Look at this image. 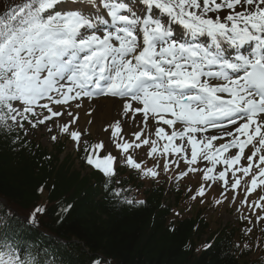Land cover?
Here are the masks:
<instances>
[{"label": "snow or ice", "instance_id": "6c2138e0", "mask_svg": "<svg viewBox=\"0 0 264 264\" xmlns=\"http://www.w3.org/2000/svg\"><path fill=\"white\" fill-rule=\"evenodd\" d=\"M63 2L25 0L10 15L0 17V125L10 128L12 121L23 128V121H28L36 127L64 114L51 105L110 94L124 98L125 115L131 112L134 118L140 113L147 121L151 114L156 121L155 136L168 141L162 152L183 153L181 159L188 171L199 170L192 167L199 154L202 161L211 164L205 166V181L221 179L228 186L231 171L232 189L249 175L251 186L245 181L248 194L264 185V0H139L143 7L140 14L130 6L133 0H101L98 7L106 10L111 27L100 12L55 10ZM91 2L95 4V0ZM160 12L165 15L161 17ZM172 24L182 26L190 39L175 35ZM200 37H208L210 45L197 42ZM245 45H251L247 54ZM228 48L234 55L227 54ZM133 102L141 106L133 107ZM37 108L49 115L41 119ZM67 114L73 116L72 112ZM77 118L73 116L62 125L61 132L78 147L82 133L70 131ZM160 121L172 128L170 134ZM225 121L233 131L225 130ZM178 122L180 129L176 128ZM110 127L118 137L122 131L119 121ZM209 129H217L219 134L204 136ZM131 135V140L117 143L122 153L150 143L149 157L159 151L157 141H150L143 130ZM225 136L232 139L213 145ZM177 139L180 144L175 143ZM85 144L86 162L104 175L114 176L116 158L111 153L99 155L103 142L91 145V151ZM232 148L237 152L225 157L223 154ZM257 156V171L253 172ZM242 159L244 165H240ZM125 162L142 169V163L132 155H127ZM170 163L179 166V161L166 160L165 170ZM218 164L223 170L213 175ZM237 172L242 176L237 177ZM143 174L156 177L158 172L147 168ZM204 193L201 185L198 194ZM42 211L37 207L33 220ZM7 249L0 245V264H29L14 248Z\"/></svg>", "mask_w": 264, "mask_h": 264}, {"label": "trees", "instance_id": "16d2710c", "mask_svg": "<svg viewBox=\"0 0 264 264\" xmlns=\"http://www.w3.org/2000/svg\"><path fill=\"white\" fill-rule=\"evenodd\" d=\"M2 131L0 192L25 207L37 204L45 194V218L50 223L44 226L65 239L57 242L56 258H35L29 264H92L97 256L114 264H241L235 249L218 241L196 253L194 220L182 221L173 229L168 226L169 210L163 206L161 187L147 190L143 204H130L127 191L119 193L128 183L119 175L103 177L76 168L71 155L60 158L63 144L51 151L33 141L29 149L13 150L2 140ZM60 206L69 209L61 222ZM28 229L23 224L18 230L26 234ZM71 238L77 241L70 242Z\"/></svg>", "mask_w": 264, "mask_h": 264}, {"label": "rangeland", "instance_id": "374dc122", "mask_svg": "<svg viewBox=\"0 0 264 264\" xmlns=\"http://www.w3.org/2000/svg\"><path fill=\"white\" fill-rule=\"evenodd\" d=\"M6 4V0H0V10L4 8ZM79 104V107H76V105ZM53 107V110H62L63 115L59 117H53L51 121H46L44 124H38L36 127H31L29 123L27 122V128L30 129L28 131L29 135H36V138L42 142L45 146H49L50 148L53 146V143L58 139H63L65 140V144L68 146L65 151L61 154V157L65 155V152L68 153V151L73 150V149H78L81 147L82 144H85L87 142V145H94L97 143H100L101 141L103 142V149L98 150L99 155L101 157L111 153L113 157H115L114 164H116L119 160L128 167L129 171L135 170L131 166H129L125 161L127 158V155H132V157L138 162L141 161V159L149 158V159H155L156 164L159 165L158 167L155 166V171L161 173L162 175L167 171L164 168L165 161H179V166L177 167L175 164L170 163V166L174 167V172L177 173V177L174 180H170L168 177H165L166 179V184L165 187L168 189L167 191V196L169 197V200L172 202L173 201V196L170 194H173V185L175 183H185V182H190L192 183L193 181H196L198 177V173L201 172L203 173L204 176V167L207 165V167H211V164L208 161H202L199 158L198 154V161L196 164L192 165L193 168L199 169L197 171H189L187 175L181 176L180 174L182 172H187L188 170V165L185 163L183 159H181V156H183V153L180 154H174V153H163L162 149L163 146L168 143L167 140L162 139V138H157L155 136V131H156V121H154L153 117L151 114H149L147 120L149 121V124L147 126H143L142 123L141 125L138 124V120L141 122L140 119H133L132 121L127 118V115L124 114V109L123 105H121V111H116L115 109L113 110V116L114 119L108 120L104 119L102 121H96L94 122V118L92 117V113L94 110H88L83 107V98H79L76 100H71L68 102V104H60V105H51ZM37 113H41L40 118L42 119L44 115H49L47 111H42L40 108L36 109ZM72 112L73 116H77L78 118L75 120V123L72 124L70 131L71 130H78L82 133L80 141H79V146L77 147L76 142H74L68 134L62 133L61 132V126L64 125L65 123H69L73 120V116H69L67 113ZM87 116V117H85ZM33 121H35V117L32 118ZM119 121L120 127L122 131L118 134V137L113 136V131L114 127H110V125H115V123ZM96 123V124H94ZM161 127L165 128V131L167 133H171L172 128H170L168 125L160 124ZM49 128L51 131H49ZM107 129V130H106ZM143 130L144 136H148L150 141L151 140H156L157 141V148L159 151L155 154H153L151 157H149L148 153L151 147V143L149 145H142L139 148L135 149H129V152L124 154L122 151L117 148V143H121L124 141H129L131 140L132 133ZM56 136V139L53 140L51 137ZM144 136L141 137V139L144 138ZM122 138V139H120ZM179 144L178 142H176ZM213 145L215 146V141H213ZM203 147V145H201ZM91 151V147L89 149ZM259 155V154H258ZM190 156V153H189ZM258 162V156L255 158L254 161V169L253 172L257 171L255 165ZM139 163V162H138ZM79 164V162H78ZM240 165H244V163H240ZM80 166V164H79ZM239 166V165H238ZM223 165L218 164L216 165L215 172L212 173L213 175H218L220 171L223 170ZM262 167H264L262 165ZM237 177L242 176V173L237 172L236 173ZM146 175H142V177H145ZM228 180H229V185L225 186L223 180L221 179H216L214 182H212L222 194L225 193L227 195V199L229 200L233 196V204L234 206L227 208L224 207L223 212H222V218L220 221L225 222V221H233L234 216L236 215L234 212L236 210H239V212H244L243 217H245V221L247 224V228L249 226L251 227H256L258 230H261L264 228V219H261L260 217H264V199H261L264 197V185H260L256 188L255 191L251 192L252 193V198L247 197L244 193L247 192V188L245 186V181H248L247 187H250V180L251 176L244 177L241 181V185L236 188L232 189L230 187V184L233 180L231 171L228 174ZM143 181L145 182V185L151 184V180L148 178H143ZM187 184V183H186ZM136 196L138 198H141L142 192L137 191ZM248 198L247 203L243 204L244 202L242 201V198ZM229 202V201H227ZM255 202V203H254ZM259 205V206H258ZM179 208V207H178ZM18 210L26 214L29 212V210H25L22 208H18ZM185 214H189V212H184ZM181 214V212H177L174 214V220ZM190 213L189 215H191ZM186 215V216H189ZM251 229V228H250ZM249 230V229H248ZM252 230V229H251ZM202 245V244H201ZM252 257V254L250 255Z\"/></svg>", "mask_w": 264, "mask_h": 264}, {"label": "bare ground", "instance_id": "6f19581e", "mask_svg": "<svg viewBox=\"0 0 264 264\" xmlns=\"http://www.w3.org/2000/svg\"><path fill=\"white\" fill-rule=\"evenodd\" d=\"M239 10V9H238ZM209 43H211L209 41ZM212 82V81H211ZM226 95V94H225ZM92 102H85V105L87 107H91L95 105V110L92 113V117L94 118V122L96 121H102L104 119L112 120L114 119L113 116V110H120V103L118 100L113 99L111 97H105V96H92L88 97ZM141 115L140 113H136L134 117H139ZM127 116H133V113L129 112ZM87 117V116H85ZM103 122V121H102ZM226 122V121H225ZM98 123V122H96ZM94 123V124H96ZM226 131H231L232 128H226ZM214 134H219V133H214ZM207 135V134H206ZM232 137L230 138V140ZM240 139H245V137H240ZM229 140V141H230ZM225 143L224 141H220L217 144Z\"/></svg>", "mask_w": 264, "mask_h": 264}]
</instances>
